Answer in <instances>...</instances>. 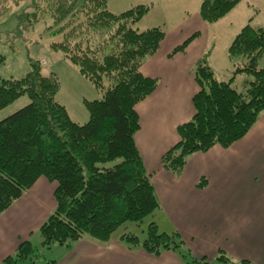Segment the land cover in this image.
<instances>
[{
	"label": "trees",
	"instance_id": "16d2710c",
	"mask_svg": "<svg viewBox=\"0 0 264 264\" xmlns=\"http://www.w3.org/2000/svg\"><path fill=\"white\" fill-rule=\"evenodd\" d=\"M19 1L0 0V15L7 12V3ZM240 1L201 0L198 15L212 24ZM43 2L53 19L51 28L63 23L57 31L62 40L51 43V49L76 66L101 97L84 102L88 120L78 124L55 99L57 78L42 75L36 61L20 79L0 77V109L21 96L29 98L25 107L0 120V214L44 177L56 184V208L39 228L41 247L69 248L85 236L106 243L125 223L140 225L160 206L134 135L139 130L135 107L157 86L156 79L140 73V66L158 50L165 31L137 26L149 11L147 5L116 14L107 9L106 0ZM38 3L33 0L32 6L38 8ZM188 41L173 52L183 51ZM228 55L233 73L226 81L215 78L205 57L195 66L194 113L178 127V142L161 157L162 168L172 174L182 171L190 155L241 139L264 111V29L246 25ZM4 62L0 54V65ZM238 78H243L244 91L234 86ZM145 231L142 241L132 233L121 238L153 255L176 250L185 264H235L223 253L211 262L192 257L178 233L159 232L154 221ZM33 249L24 242L3 264H14Z\"/></svg>",
	"mask_w": 264,
	"mask_h": 264
},
{
	"label": "crops",
	"instance_id": "0c3cea01",
	"mask_svg": "<svg viewBox=\"0 0 264 264\" xmlns=\"http://www.w3.org/2000/svg\"><path fill=\"white\" fill-rule=\"evenodd\" d=\"M178 9L188 19L163 29L158 50L140 66L143 76L157 81L135 107L139 130L134 143L160 205L152 221L162 232L178 233L196 259L213 260L223 253L233 262L264 264V111L241 139L190 155L179 174L161 166L162 155L178 142V127L194 113L196 64L205 57L215 78L228 80L233 73L229 47L246 25L253 26L259 11L242 0L208 24L198 7ZM187 40L183 51L173 52ZM55 188L39 177L0 214V264L20 244L41 241L39 228L56 208ZM124 232L116 230L106 243L85 236L69 248L52 245L49 259L55 264H185L176 250L153 255L130 247L121 238Z\"/></svg>",
	"mask_w": 264,
	"mask_h": 264
},
{
	"label": "rangeland",
	"instance_id": "374dc122",
	"mask_svg": "<svg viewBox=\"0 0 264 264\" xmlns=\"http://www.w3.org/2000/svg\"><path fill=\"white\" fill-rule=\"evenodd\" d=\"M246 1L259 11L253 26L264 28V0ZM37 2L38 8L32 6L33 0H20L16 5L12 2L7 3L5 6L8 7L7 12L4 11L0 15V54L5 57L4 64L0 65V77L20 79L30 70V62L36 61L34 63L41 67L42 75L48 76L52 73L57 78L59 90L55 97L56 101L65 107L72 121L84 124L88 120L84 102L99 99L101 93L79 73L76 66L64 59L61 53L51 49V43L62 40V35L57 31L61 29L63 23L51 28L53 19L45 9L46 3L43 0ZM200 2L201 0H106L107 9L116 14L137 5H147L149 11L137 26L141 30L158 26L168 29L167 31L175 24L183 22V19H188L178 7H189L192 10L199 8ZM242 81L243 78L242 80L238 78L234 84L239 91L244 89ZM28 103L29 98L21 96L0 109V120ZM119 161L118 159L115 163ZM113 164L108 163L105 166L110 167ZM154 217L155 215L146 217L140 225L127 222L117 229V233L124 230V234L132 233L142 240L146 237L147 225ZM160 228L158 231L162 232ZM32 244L33 251L15 260L14 264H47L49 258L54 257V251L42 248L40 240L35 239Z\"/></svg>",
	"mask_w": 264,
	"mask_h": 264
}]
</instances>
